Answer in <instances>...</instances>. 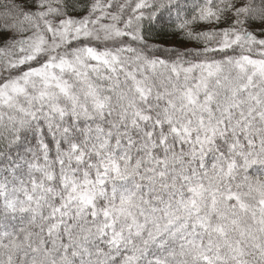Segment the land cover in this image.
I'll use <instances>...</instances> for the list:
<instances>
[{
  "label": "snow or ice",
  "instance_id": "snow-or-ice-1",
  "mask_svg": "<svg viewBox=\"0 0 264 264\" xmlns=\"http://www.w3.org/2000/svg\"><path fill=\"white\" fill-rule=\"evenodd\" d=\"M0 264H264V0H0Z\"/></svg>",
  "mask_w": 264,
  "mask_h": 264
}]
</instances>
